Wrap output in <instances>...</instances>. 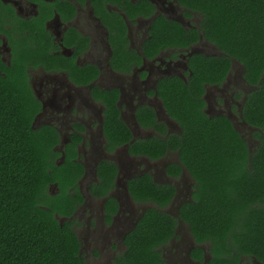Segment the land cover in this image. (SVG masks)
I'll return each instance as SVG.
<instances>
[{
    "label": "flooded vegetation",
    "instance_id": "af4514ba",
    "mask_svg": "<svg viewBox=\"0 0 264 264\" xmlns=\"http://www.w3.org/2000/svg\"><path fill=\"white\" fill-rule=\"evenodd\" d=\"M189 0H0V74L17 72L33 103L30 127L52 150L50 161L75 167V196L68 222L86 264H122L125 236L136 226L150 201L135 200L132 179L148 175L173 188L159 209L178 215L196 181L180 160V147L170 139L181 133L179 121L166 110L158 85L164 77L188 82L198 54H225L205 36L202 14ZM164 20L175 22L184 42H158ZM172 33V32H171ZM197 35L196 39H192ZM243 65L230 58L226 72L203 83L201 110L208 117L225 116L248 144L258 145L254 127L243 119L246 82ZM152 110L149 120L146 109ZM150 113V112H149ZM121 125L129 138L117 142L109 126ZM154 137L164 151L152 157L144 149ZM171 137V138H170ZM140 146L144 149H139ZM115 168L104 184L107 167ZM47 191L60 193L57 181ZM77 195V197H76ZM178 219V218H177ZM175 235L158 250L166 264H208L209 240L196 242L189 226L177 220ZM197 249V250H195ZM193 251L194 254L193 255ZM261 264L241 257L240 264Z\"/></svg>",
    "mask_w": 264,
    "mask_h": 264
},
{
    "label": "trees",
    "instance_id": "16d2710c",
    "mask_svg": "<svg viewBox=\"0 0 264 264\" xmlns=\"http://www.w3.org/2000/svg\"><path fill=\"white\" fill-rule=\"evenodd\" d=\"M189 1L187 6L202 14L204 36L225 56L198 54L188 82L164 77L158 89L166 110L181 126L170 142L180 147V160L196 183L175 217L158 208L169 202L171 186L148 175L129 182L135 200L156 207H148L125 236L127 249L119 261L166 264L158 247L177 237L179 219L188 224L196 242L210 241L208 264H240L241 257L264 264V0ZM158 29L164 34L157 36L158 42L186 39L175 22L164 20ZM230 58L243 65L246 82L255 85L242 107L243 119L259 141L251 154L228 118L208 117L201 110L203 83L225 73ZM21 80L17 72L0 74V264H86L69 223L55 217L72 211L75 196L67 186L75 184L78 170L50 161L53 152L43 138L51 132L39 134L30 127L34 105ZM146 116L151 119L149 108ZM109 127L117 142L129 138L119 123ZM167 140L154 137L144 149L156 157ZM107 169L111 171L104 184L109 185L115 168ZM51 181L60 187L56 197L47 191Z\"/></svg>",
    "mask_w": 264,
    "mask_h": 264
},
{
    "label": "water",
    "instance_id": "95a60500",
    "mask_svg": "<svg viewBox=\"0 0 264 264\" xmlns=\"http://www.w3.org/2000/svg\"><path fill=\"white\" fill-rule=\"evenodd\" d=\"M253 88H254V87H253ZM253 88H252V89H253ZM252 89H251V90H252ZM234 128L237 129L236 125H234ZM176 216H177V213H176Z\"/></svg>",
    "mask_w": 264,
    "mask_h": 264
},
{
    "label": "rangeland",
    "instance_id": "374dc122",
    "mask_svg": "<svg viewBox=\"0 0 264 264\" xmlns=\"http://www.w3.org/2000/svg\"><path fill=\"white\" fill-rule=\"evenodd\" d=\"M245 264V263H244Z\"/></svg>",
    "mask_w": 264,
    "mask_h": 264
}]
</instances>
